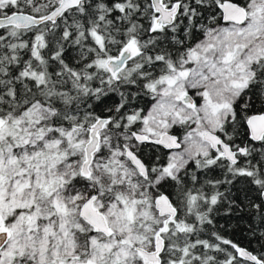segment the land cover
<instances>
[{"label":"snow or ice","instance_id":"6c2138e0","mask_svg":"<svg viewBox=\"0 0 264 264\" xmlns=\"http://www.w3.org/2000/svg\"><path fill=\"white\" fill-rule=\"evenodd\" d=\"M0 264H264V0H0Z\"/></svg>","mask_w":264,"mask_h":264}]
</instances>
